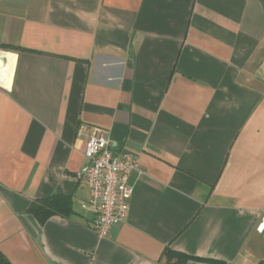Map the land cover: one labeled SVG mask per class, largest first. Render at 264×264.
<instances>
[{"label":"crops","instance_id":"crops-1","mask_svg":"<svg viewBox=\"0 0 264 264\" xmlns=\"http://www.w3.org/2000/svg\"><path fill=\"white\" fill-rule=\"evenodd\" d=\"M0 252L11 264H264V0H0ZM2 54V55H1ZM139 172L100 238L79 124ZM54 194L70 217L27 210ZM263 224L260 230L259 225Z\"/></svg>","mask_w":264,"mask_h":264},{"label":"built area","instance_id":"built-area-1","mask_svg":"<svg viewBox=\"0 0 264 264\" xmlns=\"http://www.w3.org/2000/svg\"><path fill=\"white\" fill-rule=\"evenodd\" d=\"M77 137L84 139L83 155L86 164L75 173V179L82 181L88 191V199L81 208L90 213V226L100 238L110 228L125 220L133 187L129 181L132 172H139V164L129 148L113 153L104 129L79 124ZM263 224L259 225V229Z\"/></svg>","mask_w":264,"mask_h":264},{"label":"trees","instance_id":"trees-1","mask_svg":"<svg viewBox=\"0 0 264 264\" xmlns=\"http://www.w3.org/2000/svg\"><path fill=\"white\" fill-rule=\"evenodd\" d=\"M2 49L14 50L18 49L16 46L0 44ZM39 223H43L49 217L53 215H59L63 217H70L73 214V205L71 197L63 194H54L46 198L36 199L31 202L28 210ZM202 260L200 258L191 257L186 254L176 252L168 247H166L158 263L160 264H184L186 261ZM0 264H11L10 261L0 252Z\"/></svg>","mask_w":264,"mask_h":264},{"label":"bare ground","instance_id":"bare-ground-1","mask_svg":"<svg viewBox=\"0 0 264 264\" xmlns=\"http://www.w3.org/2000/svg\"><path fill=\"white\" fill-rule=\"evenodd\" d=\"M2 55V54H1ZM4 62L0 60V84H4L7 67L9 64V54L7 53L4 58Z\"/></svg>","mask_w":264,"mask_h":264},{"label":"rangeland","instance_id":"rangeland-1","mask_svg":"<svg viewBox=\"0 0 264 264\" xmlns=\"http://www.w3.org/2000/svg\"><path fill=\"white\" fill-rule=\"evenodd\" d=\"M3 51H8L7 49L3 50ZM1 60V59H0ZM2 61V60H1ZM3 62V61H2Z\"/></svg>","mask_w":264,"mask_h":264}]
</instances>
